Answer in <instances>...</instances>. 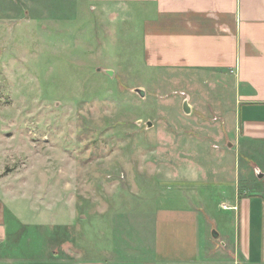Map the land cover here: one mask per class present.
Returning a JSON list of instances; mask_svg holds the SVG:
<instances>
[{"label":"rangeland","instance_id":"obj_1","mask_svg":"<svg viewBox=\"0 0 264 264\" xmlns=\"http://www.w3.org/2000/svg\"><path fill=\"white\" fill-rule=\"evenodd\" d=\"M191 74L146 65L137 19H110L85 0H0L8 228L22 211L21 221L40 224L24 236L46 255L66 254L63 242L101 255L121 236L150 255L154 208L167 225L177 219L165 211L193 208L201 261L176 264H246L236 211L221 204L232 205L238 170L241 190L264 199V153L227 146L214 117L232 94L209 72ZM184 99L194 111L183 112Z\"/></svg>","mask_w":264,"mask_h":264},{"label":"crops","instance_id":"obj_2","mask_svg":"<svg viewBox=\"0 0 264 264\" xmlns=\"http://www.w3.org/2000/svg\"><path fill=\"white\" fill-rule=\"evenodd\" d=\"M85 1L110 19H137L143 59L148 67L215 75L222 92L232 94L231 101L221 97L220 115L214 117L220 120L227 146L238 148L246 158L263 156L264 0ZM188 103L194 111L190 100ZM240 176L241 170H238L232 205L226 202L221 205L232 206L236 211L237 243L234 245L239 249L242 246L244 255H248L244 262L264 264V199L258 201L241 190ZM184 209L165 211V216L177 219L167 225V220L160 221L162 209L154 208L150 255L141 242L133 244L121 236L103 254L82 257L79 251L71 253L65 242L61 248L66 254L57 249L50 255L35 251L31 247L32 238L24 235L28 234L29 227L40 224L21 221L22 211L11 212L14 221L8 228L6 209L0 199V264L195 263L201 261L195 209Z\"/></svg>","mask_w":264,"mask_h":264},{"label":"water","instance_id":"obj_3","mask_svg":"<svg viewBox=\"0 0 264 264\" xmlns=\"http://www.w3.org/2000/svg\"><path fill=\"white\" fill-rule=\"evenodd\" d=\"M108 74H111V70L110 69H106L105 70ZM140 96H143L144 95V90L137 87L134 89ZM182 110L184 113H189L190 112V104L188 103L187 99H184L183 103H182ZM146 125L147 126H150L151 125V121H146ZM263 176V173L262 172H257V177L258 178H261ZM212 236L213 237H217L218 236V233L213 230L212 231Z\"/></svg>","mask_w":264,"mask_h":264}]
</instances>
